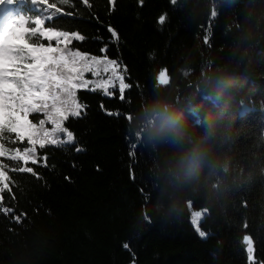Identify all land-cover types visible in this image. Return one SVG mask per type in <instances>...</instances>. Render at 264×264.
I'll use <instances>...</instances> for the list:
<instances>
[{"label": "trees", "instance_id": "1", "mask_svg": "<svg viewBox=\"0 0 264 264\" xmlns=\"http://www.w3.org/2000/svg\"><path fill=\"white\" fill-rule=\"evenodd\" d=\"M57 7L52 23L86 37L68 47L99 56L108 44L106 55L127 67L132 87L124 101L118 90L113 96L77 92L86 115L70 117L65 126L84 151L77 153L75 145L38 149L49 166H28L40 179L5 169L10 191L0 193V204L12 211H0V264H250L249 246L253 264H264V0H57ZM3 18L0 12V24ZM109 26L119 34L116 43H110ZM252 27L258 42L243 65L250 115L240 122L234 170L215 199L194 195L182 214L164 220L156 211L165 188L160 172L173 149L137 136L126 116L153 97L160 72L171 77L167 90L182 91L202 70L240 58ZM38 118L48 122L46 113L27 116L31 123ZM5 143L24 147L26 141Z\"/></svg>", "mask_w": 264, "mask_h": 264}, {"label": "snow or ice", "instance_id": "2", "mask_svg": "<svg viewBox=\"0 0 264 264\" xmlns=\"http://www.w3.org/2000/svg\"><path fill=\"white\" fill-rule=\"evenodd\" d=\"M58 3L68 4L69 0H58ZM84 3L87 4L88 0ZM140 3L142 5L143 0ZM60 11L57 0H0V12L4 13L3 23L0 24V158L6 157L12 162L8 164L0 160V193L5 189L10 191L5 169L29 173L40 179L35 168L28 166H49L47 155L41 156L38 149L48 145L58 148L75 145L74 151H84L76 134L65 126L70 117L86 115L87 105L77 98L79 90L100 89L106 96H113L118 90L119 99L124 101L126 90L132 87L126 82L127 67L106 55L108 44L100 49L99 56L68 47L73 41L82 42L86 37L52 23ZM165 19L162 15L158 22L164 24ZM107 31L111 34L110 43L118 42V32L111 26ZM16 41L23 43L17 44ZM85 73H91L92 78H85ZM97 77L100 79L97 80ZM45 110L51 129L45 128V120L21 123L18 116V113H23L26 119L30 112ZM106 114L120 115L107 110ZM5 133L14 136H6ZM5 141L12 145H16L17 141H26V144L24 147H9ZM131 148L130 156H134L133 144ZM0 211L7 214L12 209L0 204ZM15 219L19 221L20 216ZM191 223L196 231L198 221L193 218ZM124 248L128 249L129 245L125 244ZM253 253L254 248L249 246L250 264L254 261Z\"/></svg>", "mask_w": 264, "mask_h": 264}, {"label": "clouds", "instance_id": "3", "mask_svg": "<svg viewBox=\"0 0 264 264\" xmlns=\"http://www.w3.org/2000/svg\"><path fill=\"white\" fill-rule=\"evenodd\" d=\"M257 42L256 28H249L240 58L202 70L182 91L167 90L171 77L160 72L153 97L128 115L130 130L137 136L146 137L153 146L164 144L173 149L160 172L165 188L156 211L162 219L182 214L194 195L215 199L233 172V149L244 131L240 122L250 115L244 59ZM190 71L181 69L185 76ZM141 215L151 222L143 209Z\"/></svg>", "mask_w": 264, "mask_h": 264}, {"label": "rangeland", "instance_id": "4", "mask_svg": "<svg viewBox=\"0 0 264 264\" xmlns=\"http://www.w3.org/2000/svg\"><path fill=\"white\" fill-rule=\"evenodd\" d=\"M0 21H1V20H0ZM16 43H18V41H16ZM22 43H23V42H22ZM96 79H98V77H97ZM35 113H36V114H42V113L45 114L46 111H44V112H35ZM28 114H29V113H28ZM18 116H19V118H20L21 123H28V122H29V120L27 119V117H26V119H25L23 113H18ZM27 116H28V115H27ZM39 120H44V119H43V118H38V121H39ZM45 128L51 129V128H52L51 123L45 121ZM55 135H60V133H55ZM48 146H50V145H48ZM195 227L197 228V231L199 232L200 230H199L198 223H197V225H196Z\"/></svg>", "mask_w": 264, "mask_h": 264}]
</instances>
